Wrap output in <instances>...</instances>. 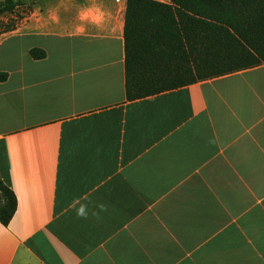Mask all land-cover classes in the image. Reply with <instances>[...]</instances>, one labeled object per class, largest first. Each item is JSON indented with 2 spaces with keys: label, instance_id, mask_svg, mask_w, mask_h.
Wrapping results in <instances>:
<instances>
[{
  "label": "crops",
  "instance_id": "crops-1",
  "mask_svg": "<svg viewBox=\"0 0 264 264\" xmlns=\"http://www.w3.org/2000/svg\"><path fill=\"white\" fill-rule=\"evenodd\" d=\"M10 1L0 264H264V63L128 101L127 0Z\"/></svg>",
  "mask_w": 264,
  "mask_h": 264
},
{
  "label": "trees",
  "instance_id": "trees-1",
  "mask_svg": "<svg viewBox=\"0 0 264 264\" xmlns=\"http://www.w3.org/2000/svg\"><path fill=\"white\" fill-rule=\"evenodd\" d=\"M14 6L6 0L0 12ZM123 39L126 99L174 90L263 64L264 0H127ZM29 56L45 53L32 49ZM15 209V196L0 179L2 225Z\"/></svg>",
  "mask_w": 264,
  "mask_h": 264
}]
</instances>
